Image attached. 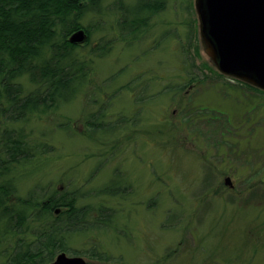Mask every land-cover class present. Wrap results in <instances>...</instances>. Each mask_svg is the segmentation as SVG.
<instances>
[{"label":"rangeland","instance_id":"1","mask_svg":"<svg viewBox=\"0 0 264 264\" xmlns=\"http://www.w3.org/2000/svg\"><path fill=\"white\" fill-rule=\"evenodd\" d=\"M131 42L129 50L117 42L109 57L98 60L94 77L118 74L108 93L133 83L120 88L105 118L113 123L137 116V124L90 141L82 120L108 101L102 91L93 104L87 89L64 106L63 118L43 122L58 147L48 181L85 191L121 169L133 183L107 202L120 214L119 230L78 235L72 244L85 252L96 234L114 255L112 264H264V90L217 69L204 49L195 0H171L149 34ZM183 46L196 66L185 61ZM190 71L201 80L191 83ZM141 74L144 79L134 83ZM146 82L155 95L137 102ZM170 85L173 91H164ZM69 119L73 133L55 130ZM93 154L109 159L97 173ZM168 217L180 222L169 226Z\"/></svg>","mask_w":264,"mask_h":264},{"label":"trees","instance_id":"2","mask_svg":"<svg viewBox=\"0 0 264 264\" xmlns=\"http://www.w3.org/2000/svg\"><path fill=\"white\" fill-rule=\"evenodd\" d=\"M170 2L0 0V264H49L62 252L87 255L104 264L116 260L96 234L93 245L85 252L75 248L72 241L78 235L119 230L120 214L107 202L127 194L132 180L117 169L101 186L85 191L81 187L59 186L58 179L48 181L50 156L58 147L49 133L53 130L43 127V122L63 118L64 106L87 89V94L94 97L93 104L99 102L96 98L102 91L108 101L82 120L84 135L90 141H98L94 136L97 133L104 139L118 126L131 121L137 124V116L133 120L120 116L113 123L106 121L120 88L132 89L133 83L108 93L115 87L112 80L118 74L94 77L97 62L109 57L117 42H126V50L132 48L131 40L138 41L149 34L154 19ZM81 29L87 34L86 44L71 42V35ZM186 48L189 46H183L185 61L196 66ZM189 74L191 83L200 79L195 71ZM145 85L136 95L137 102L155 95L148 90V82ZM167 89L173 91V86H166L164 91ZM73 126L72 120H62L55 130L69 134L75 131ZM93 159L99 162L96 173L109 160L104 156ZM88 197L100 201L81 202ZM168 219L169 226L180 222Z\"/></svg>","mask_w":264,"mask_h":264},{"label":"water","instance_id":"3","mask_svg":"<svg viewBox=\"0 0 264 264\" xmlns=\"http://www.w3.org/2000/svg\"><path fill=\"white\" fill-rule=\"evenodd\" d=\"M206 54L217 69L264 90V0H195ZM81 29L70 37L82 43ZM226 184L232 186L230 177ZM49 264H89L83 256L60 253Z\"/></svg>","mask_w":264,"mask_h":264}]
</instances>
